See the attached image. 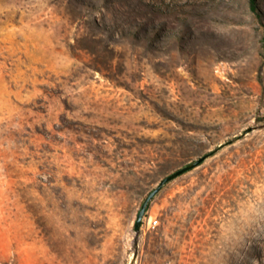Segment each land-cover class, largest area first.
<instances>
[{"label": "rangeland", "instance_id": "obj_1", "mask_svg": "<svg viewBox=\"0 0 264 264\" xmlns=\"http://www.w3.org/2000/svg\"><path fill=\"white\" fill-rule=\"evenodd\" d=\"M0 264H264V0H0Z\"/></svg>", "mask_w": 264, "mask_h": 264}, {"label": "water", "instance_id": "obj_2", "mask_svg": "<svg viewBox=\"0 0 264 264\" xmlns=\"http://www.w3.org/2000/svg\"><path fill=\"white\" fill-rule=\"evenodd\" d=\"M204 157L198 159L197 161L188 164L187 166L177 170L176 172L166 176L165 178H163L158 185L148 194V196L145 198V200L143 201L140 211L138 212L137 216H136V220L134 223V231L135 233H139L140 229H141V224H142V220L144 217V214L146 212V209L149 205V203L151 202V200L161 191V189L168 184L169 182L175 180L176 178H178L179 176L183 175L184 173L198 167L203 161H204Z\"/></svg>", "mask_w": 264, "mask_h": 264}]
</instances>
